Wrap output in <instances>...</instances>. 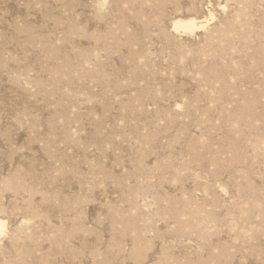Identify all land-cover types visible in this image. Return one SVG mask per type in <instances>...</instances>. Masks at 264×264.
<instances>
[{
	"label": "rangeland",
	"instance_id": "1",
	"mask_svg": "<svg viewBox=\"0 0 264 264\" xmlns=\"http://www.w3.org/2000/svg\"><path fill=\"white\" fill-rule=\"evenodd\" d=\"M0 219V264H264V0H0Z\"/></svg>",
	"mask_w": 264,
	"mask_h": 264
},
{
	"label": "bare ground",
	"instance_id": "2",
	"mask_svg": "<svg viewBox=\"0 0 264 264\" xmlns=\"http://www.w3.org/2000/svg\"><path fill=\"white\" fill-rule=\"evenodd\" d=\"M175 30L184 29L186 31H194L198 28V24L194 19H188V20H176L173 24ZM203 28V26L199 27ZM185 31V32H186ZM5 232V222L0 219V234Z\"/></svg>",
	"mask_w": 264,
	"mask_h": 264
}]
</instances>
